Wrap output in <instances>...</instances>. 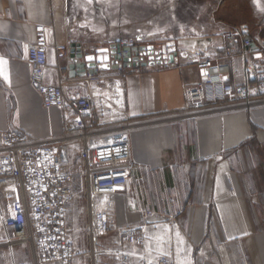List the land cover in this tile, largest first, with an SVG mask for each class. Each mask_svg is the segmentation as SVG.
I'll list each match as a JSON object with an SVG mask.
<instances>
[{
    "label": "crops",
    "instance_id": "0c3cea01",
    "mask_svg": "<svg viewBox=\"0 0 264 264\" xmlns=\"http://www.w3.org/2000/svg\"><path fill=\"white\" fill-rule=\"evenodd\" d=\"M129 23L128 0H102L98 8L92 0H68L67 9L64 0H0V143L10 128L35 138L64 132L62 110L45 108L30 81L28 50L41 26L49 45L48 80H64L69 94L97 91L103 101L99 109L110 110L111 128L133 125L134 167L126 190L111 196L114 227L102 239L106 248L132 250L119 240L116 228L141 226L149 262L167 254L174 264H264V102L179 122H154L183 106L186 86L203 75L196 65L132 66L126 76L110 71L105 81L92 85L86 80L90 67L85 76L72 77V59H58V42L69 48L81 43L93 52L149 35L156 43L204 38L155 36L139 24L130 31ZM253 32L264 38V32ZM205 37L212 43L194 47L206 48L214 59L221 56L223 35ZM241 66L237 57L233 83L240 80ZM148 210L153 214L146 216ZM68 219L78 251L88 253L92 245L85 232V198L73 201ZM15 252L19 264L28 263L26 248L17 246ZM10 256L0 229V264H10ZM112 257L110 264H119ZM127 264L146 263L134 255Z\"/></svg>",
    "mask_w": 264,
    "mask_h": 264
},
{
    "label": "built area",
    "instance_id": "2783aa9c",
    "mask_svg": "<svg viewBox=\"0 0 264 264\" xmlns=\"http://www.w3.org/2000/svg\"><path fill=\"white\" fill-rule=\"evenodd\" d=\"M67 9L68 0H64ZM223 54L215 59L206 48L183 47L177 44V60L165 43H156L154 36L138 41L128 38L115 42L119 50L108 63L115 68H101L96 60L86 80L95 85L105 81L114 71L128 74L125 57L134 56L133 48L144 45L146 67L165 69L196 65L206 70L201 79L185 88L183 106L154 122L183 121L209 113H222L235 108H248L264 102V38L256 36L246 23L232 25L223 34ZM153 45V48H148ZM160 46V47H159ZM48 41L43 27L29 47L30 81L40 94L45 108L58 107L64 116V132L59 136L35 138L13 128L2 133L0 143V229L10 251V264H19L16 247L31 254L27 264H73L78 246L69 230V210L76 199L85 198L88 222L85 232L92 249L87 253L93 264H100V255L112 254L119 264H127L134 255L146 264H174L167 254L149 262L146 239L141 226L116 228L119 240L132 246L100 249L99 244L114 227V204L111 196L126 190L134 167L131 151V128H111L110 110L99 109L101 94H69L64 80L58 83L47 78ZM76 49L84 55L89 46ZM59 60L71 59L70 48L56 44ZM160 56V59H158ZM240 57V80L232 82V62ZM160 61V62H159ZM141 62V60L139 61ZM121 122V121H119ZM79 179V183H76ZM146 216L153 214L146 211Z\"/></svg>",
    "mask_w": 264,
    "mask_h": 264
},
{
    "label": "rangeland",
    "instance_id": "374dc122",
    "mask_svg": "<svg viewBox=\"0 0 264 264\" xmlns=\"http://www.w3.org/2000/svg\"><path fill=\"white\" fill-rule=\"evenodd\" d=\"M128 3L130 31L139 24L155 36L162 32L205 37L223 35L232 25L246 23L255 32H264V0H128ZM104 244L102 240L100 249H106ZM105 258L109 259L103 263ZM99 260L100 264L114 262L110 254L100 255ZM90 263L87 253L78 251L73 264Z\"/></svg>",
    "mask_w": 264,
    "mask_h": 264
},
{
    "label": "water",
    "instance_id": "95a60500",
    "mask_svg": "<svg viewBox=\"0 0 264 264\" xmlns=\"http://www.w3.org/2000/svg\"><path fill=\"white\" fill-rule=\"evenodd\" d=\"M102 0H92L94 6L96 8L100 7V2ZM140 40L142 39L139 38ZM199 42V43H197ZM211 38L210 37H204V38H195V39H183V40H170L166 44L162 45L164 48L165 45L169 46L170 49L173 51V54L171 55V60H177V44L179 46L183 47H194L196 44H204L209 45L211 44ZM80 45V43H72L70 48V57L72 59L71 63L69 64V74L72 77L75 76H85L87 74V67H90L89 70L90 73L94 72L92 67L95 65V61L97 60L100 63L101 68H115L116 65H113L112 67L108 63L110 60V57L113 56V53L119 50V45L116 43L111 44L107 48H99L96 50V53H91L90 55H84V53L81 50L76 49V46ZM146 46H136L133 48L134 50V56H127L124 58V66L126 67H146L148 64H153L154 62H146L144 61V49ZM153 45H149L148 48H153ZM160 47V46H159ZM158 59H160V56H158ZM141 60V62H139ZM160 62V61H159ZM203 73L206 72V70H202Z\"/></svg>",
    "mask_w": 264,
    "mask_h": 264
}]
</instances>
